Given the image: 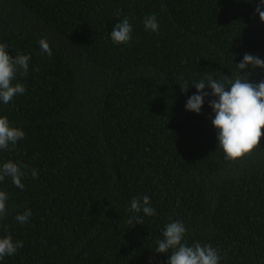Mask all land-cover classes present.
I'll return each instance as SVG.
<instances>
[{"label": "trees", "instance_id": "1", "mask_svg": "<svg viewBox=\"0 0 264 264\" xmlns=\"http://www.w3.org/2000/svg\"><path fill=\"white\" fill-rule=\"evenodd\" d=\"M259 2L0 0V43L31 57L27 76L13 82L25 94L0 102V117L26 134L0 150V165H28L23 190L0 182L9 197L0 238L23 241L0 264H167L171 250L157 254L156 241L176 220L189 245L217 248L220 264H264V138L250 157L227 162L213 97L197 115L185 110L195 87L180 90L208 72L235 77L245 53L264 59ZM153 14L158 33L144 28ZM125 16L132 39L116 46L110 35ZM145 195L152 217L129 211ZM28 209L21 225L15 217ZM134 215L142 225L128 223Z\"/></svg>", "mask_w": 264, "mask_h": 264}, {"label": "clouds", "instance_id": "2", "mask_svg": "<svg viewBox=\"0 0 264 264\" xmlns=\"http://www.w3.org/2000/svg\"><path fill=\"white\" fill-rule=\"evenodd\" d=\"M255 13L259 15L260 22L264 23V0L257 4ZM143 24L146 31L159 32V22L154 14L146 16ZM132 31V24L125 16L114 26L110 39L116 46L129 45ZM38 44L41 53L51 58L53 53L47 38L40 39ZM6 49L8 46L0 43V102L5 105L11 103L15 97L25 94V87L13 82L18 74L27 76L31 59L25 54L10 56ZM235 66L237 68L235 77L221 75L220 79H215L211 72H208L204 79L194 82L193 86H190L187 80L180 86L182 94L187 93L190 87L196 89V94L186 101L185 110L188 112L199 115L205 97L209 94L213 97L209 101V107L214 113L211 123L217 131L218 146L224 159L229 163H238L250 157L260 149L261 140L264 138V80L259 82L249 80L255 70L264 71V59L245 53L242 61ZM249 68L252 71H249ZM206 89H210V93ZM25 136L23 130L10 126L7 116L0 117V150H14L17 142L23 140ZM27 170V164L21 165L9 160L0 165V182L10 178L15 187L23 190L22 179L26 176ZM30 172L33 179L38 177L36 169L33 168ZM8 199V194L0 191V219L7 214ZM129 211L137 214L142 212L145 217L156 214L147 195L133 198ZM31 216L32 211L28 209L15 219L23 225ZM133 220L136 225L143 224L141 216L130 217L128 223L131 224ZM186 232L187 228L181 220L166 224L162 232L163 238L156 241L155 252L167 254L171 250L167 264H220L221 255L217 248L211 244H201L199 241L189 245L185 240ZM22 247L23 241H14L11 235L0 238V260L15 255Z\"/></svg>", "mask_w": 264, "mask_h": 264}]
</instances>
